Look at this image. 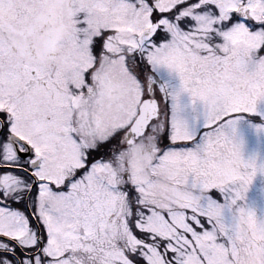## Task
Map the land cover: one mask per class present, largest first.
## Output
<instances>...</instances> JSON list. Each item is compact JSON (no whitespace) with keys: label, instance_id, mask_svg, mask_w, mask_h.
<instances>
[{"label":"snow or ice","instance_id":"6c2138e0","mask_svg":"<svg viewBox=\"0 0 264 264\" xmlns=\"http://www.w3.org/2000/svg\"><path fill=\"white\" fill-rule=\"evenodd\" d=\"M0 264H264V0H0Z\"/></svg>","mask_w":264,"mask_h":264}]
</instances>
